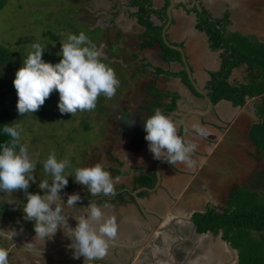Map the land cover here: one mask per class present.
I'll use <instances>...</instances> for the list:
<instances>
[{
	"label": "crops",
	"instance_id": "obj_1",
	"mask_svg": "<svg viewBox=\"0 0 264 264\" xmlns=\"http://www.w3.org/2000/svg\"><path fill=\"white\" fill-rule=\"evenodd\" d=\"M175 1L177 5L173 12L172 24L167 32L168 39L173 45L179 47L183 45L187 61L193 71V78L197 85L209 95L207 90L211 78L209 72H217L221 69V52L213 51L210 48L207 35L196 29V14H187L186 8L192 9L194 5L202 6L216 19L228 15L231 21V31L255 34V31L250 28L252 22L250 21L251 15L248 14L249 9L246 11L245 6L264 5V0ZM154 2H156V4L154 3L156 9L162 8L165 4L163 0H154ZM119 7V11L112 16L115 19L114 25H109L107 29L99 25L105 30L101 34L110 33L106 44L113 39L111 43L116 46V50L113 52L114 57L109 54V57L112 58L107 59H120L121 69L119 72L121 75L128 73L131 76L129 68L132 67L138 68L136 73L141 76L132 77L127 84V86L129 85L127 88L129 98L120 110L121 115L117 116V125L126 110L135 108L136 116L134 117L132 112V120L137 119L139 125L141 121L152 115L149 111L153 109L154 101L157 99L154 96H149V89L146 93L148 96L145 103L137 102L136 104L135 100L138 98L136 93L142 82L154 77V84L161 93H174L180 97L177 101L176 111L168 114L174 118L178 133L195 143L197 148L191 155L192 163L190 165L181 162L169 164L164 160L154 159L151 153L150 157L143 156L137 166L131 167L126 172L125 175H133V189L134 180L139 171L155 173L157 183L158 176H161L160 186L155 192H147L139 200L134 199L132 194L141 189L131 191L123 186L114 196L105 200L109 204V207L104 209L105 216L116 219L118 231L116 238L109 244L110 249L108 248L104 258L114 252L117 254H113L114 260L112 261L105 262L103 258L100 260L103 261L101 264H138V262L143 264L145 262L139 261V259L146 250L161 254V257L155 259L154 264L158 262L160 264H191L192 262L196 264H237V252L223 241L221 234L217 236L211 233L197 234L194 217L197 214H205L210 209H215V200H229L233 188L250 185L255 174L259 172L253 171L247 177L251 166L245 164L246 159L248 163L249 159H254L257 162L263 159L256 148L254 147V151L249 149L243 151L240 148L243 137L253 145L249 140V132L258 121L254 101H249L244 107H235L231 102L222 100L216 105L213 104L210 109L206 98L193 94L181 79L172 77L169 79L165 75H157L153 67H144L146 65L144 60H146L147 63H154L151 64L164 72L179 73L185 69L184 65L176 62H163L160 58L161 49L158 45L140 51V37L145 34L146 30L138 24L136 17L130 15L134 11L129 10L126 6L119 5ZM239 9L242 10L240 15L244 22L241 31H237L235 27L236 21L241 19L238 15ZM154 20L160 24L157 19ZM135 32L136 38H132L131 35ZM132 40L137 41L132 43L136 42L132 46L136 52L127 46L129 45L127 42ZM152 53H156L155 58L152 57ZM230 81L245 83L244 71L242 69L235 70ZM147 88L149 87L147 86ZM164 102L169 103L168 101ZM160 109L164 111V106ZM133 125L138 126L135 123ZM194 125L206 128L207 135L198 136L195 133ZM127 130L129 129L123 131ZM135 137L138 144L137 133ZM148 151V142L145 141L143 148L137 153L140 155L141 152ZM119 194H125L123 199L117 200L116 196ZM92 200L86 202L90 204ZM95 201L99 204L98 201L103 200ZM131 224H133L132 227H129ZM122 234L124 235L121 236ZM122 245L130 247H122ZM220 249L227 255L221 256ZM150 257L145 258L144 261Z\"/></svg>",
	"mask_w": 264,
	"mask_h": 264
},
{
	"label": "clouds",
	"instance_id": "obj_2",
	"mask_svg": "<svg viewBox=\"0 0 264 264\" xmlns=\"http://www.w3.org/2000/svg\"><path fill=\"white\" fill-rule=\"evenodd\" d=\"M61 35V48L56 53L60 57L58 62H46L42 58L49 43L37 38L27 55L23 56L22 66L15 72L13 85L18 97L16 108L21 117L36 113L53 91L59 94V112L71 113L73 116L78 111L95 109L101 95L112 99L120 86L115 70L100 58L96 44L84 31ZM125 123L132 124L133 120H126ZM143 127L146 133L144 139L154 159L169 164L192 163L191 155L197 145L178 133L170 114L156 108L143 121ZM193 127L198 136L207 135L206 128L200 125ZM23 134L24 128L16 121L0 128V135L9 138L0 142V202L11 204L13 201L4 197L22 191L26 197L22 205L23 221L33 222L35 238L47 241L58 230H62L69 241L67 247L72 251L74 259L83 257L84 264L102 260L118 231L116 219L105 216L104 209L109 207L108 202L97 204L92 200L84 208V213L74 215L76 224L70 227V214L66 209L77 206L81 196L79 193L70 194L65 202L63 196L66 193L61 190L68 185L71 176L74 182L83 185L92 196L102 194L104 197H112L116 194L114 178L99 162L76 167L74 175L66 172L72 165L71 153L58 159L57 153L52 150L46 159H38L30 152L29 144L23 142ZM38 165H42L44 177L39 183L34 175ZM32 184H36L41 191H29ZM17 234L15 228H0V239L14 241ZM11 252L12 246H0V264H9Z\"/></svg>",
	"mask_w": 264,
	"mask_h": 264
},
{
	"label": "rangeland",
	"instance_id": "obj_3",
	"mask_svg": "<svg viewBox=\"0 0 264 264\" xmlns=\"http://www.w3.org/2000/svg\"><path fill=\"white\" fill-rule=\"evenodd\" d=\"M84 2L85 0H9L7 2L5 8L0 12V45L11 47L14 52L20 54L17 59V69L12 72L13 78L15 72L22 66L23 56L27 55L31 44L37 38L49 43L45 51H48L50 55H56L60 51V40L63 38L61 34L69 32L79 34L80 31H84L98 47L99 39L97 36L100 34L97 30H93V27H88V25L94 24L95 27L101 25L105 29L109 25H114L115 19L111 21V18H113L114 13L119 11V5H122V7L126 6L131 11H136L134 8L129 7L128 0H87L85 4ZM154 3L156 4V2ZM86 4L90 6L84 9L83 6ZM154 7L156 6L154 5ZM245 9L246 11L249 9L248 14L251 15L250 21L252 25L250 28L255 31V35L264 38V5H247ZM187 10L189 9L186 8L185 10L188 14ZM241 12L242 10L239 9L238 15L241 19L235 23L237 31H241V27L244 25L240 15ZM131 37L136 38V32ZM110 41H113V39ZM134 41L136 40L128 41L129 45L127 46H130L129 49L136 52L132 49V46L137 42L132 44ZM114 51L115 49L109 52ZM99 53L100 58L111 66L117 75L121 69L120 59H107L112 57H109V53L106 51L100 50ZM152 57L155 58L156 53H152ZM144 61L146 63L144 67L155 68V73L159 70L152 65L154 63L151 62L152 64H149L146 60ZM137 69L129 68L131 76L128 73L121 75V78L117 76L120 80V86L115 96L112 99H106L101 95L97 100L96 108L91 111H78L73 116L71 113H67L59 115L60 117L50 118L29 115V117L20 120L24 128L23 142L29 144L30 152L41 160L46 159L52 150L57 153L58 159L71 153L72 165L71 168L66 169V172H72L73 175L76 167L91 166L97 162L102 163L114 178L116 192L123 186L133 191L132 174L122 175L116 179L115 173L110 169L119 170L121 167L120 163H122L121 168L126 173L131 167L137 166L143 156L147 155V158L151 156L150 151L141 152L138 155L136 133L129 130L123 131L119 123L117 125V116L121 115L120 110L125 106L124 102L127 99V88L129 86L127 84L132 77L138 75L136 71L139 69ZM140 76L138 75L137 78ZM239 79H241L240 76ZM153 84L154 77L142 82L139 91L136 93L138 97L135 100L136 104L137 102H146V97L148 96H146L147 86L150 87ZM54 93L59 100L58 92L54 91ZM130 111L131 113L133 112L132 114L135 117V108ZM134 123L139 125L137 119L133 121ZM241 142V150L247 151L249 149L254 151V146L247 139L243 137ZM245 164L247 166L250 164L251 166V168L248 167L251 170L247 174L248 177L253 171L264 169V158L260 162L249 159V163L246 159ZM243 168L245 169V167ZM34 175L37 177V183L44 178L42 165L37 166ZM68 179V185L61 190L62 193H66L63 196V200L66 202L67 196L73 193H79L81 196L77 206L66 209L70 214L69 226L75 227L76 220L74 215L85 212L84 208L89 205V202H86L87 200H91V197L94 198L93 200H105V198L109 199L110 197H104L102 194L94 197L83 185L74 182L73 177L70 176ZM29 191L39 192L41 190L37 188L36 184H32ZM41 194L43 193L41 192ZM4 199H10L13 203L0 202V228H15L18 233L14 241L0 239V246H12L9 264H84L83 257L80 259L73 258L72 251L67 247L69 241L62 230H58L56 235L47 241H41L34 237L33 222L23 221L22 205L26 201V197L22 191L13 192L10 196L4 197ZM98 202L100 204L101 201ZM215 203V210L223 212L228 200H215ZM15 216L19 219H15ZM18 221L20 223H17ZM21 225L23 230H21ZM219 254L221 256L227 255L222 249L219 250ZM112 260L114 258H110L109 261ZM191 264L196 263L192 262Z\"/></svg>",
	"mask_w": 264,
	"mask_h": 264
},
{
	"label": "trees",
	"instance_id": "obj_4",
	"mask_svg": "<svg viewBox=\"0 0 264 264\" xmlns=\"http://www.w3.org/2000/svg\"><path fill=\"white\" fill-rule=\"evenodd\" d=\"M8 1L0 0V12L5 8ZM163 1L165 2L164 6L156 9L154 0H128L129 7L136 10L130 15L136 17L138 24L146 30L145 34L140 37L139 48L140 51H144L158 45L161 49L160 58L163 62H176L183 66L181 53L167 46L163 39V31L168 23L167 9L170 6L169 0ZM187 12L196 14V29L207 35L210 48L213 51L221 52V69L217 72H209L211 77L207 86L209 97L214 105L226 100L235 107H244L249 101H254L258 121L249 132V140L259 155L264 158V39L255 34L231 31V21L228 15L216 19L207 9L195 5ZM112 19L114 20V18ZM154 19H157L160 24H157ZM91 26L93 30H97L100 34L97 36L99 39L98 51H106L113 55V52L109 51L116 50V46L110 40L106 44L107 38L101 34L105 30L99 26L96 28L94 24L88 25V27ZM55 40L57 39L55 38ZM102 43H104V46ZM19 56L20 54L14 52L11 47L0 45V128L6 123L10 124L15 121L21 124L20 120L29 117V115L42 118L61 115L57 107L59 100L53 91L36 113L20 116L16 108L18 97L13 85L14 78L12 77V72L17 69L16 64ZM42 58L46 62L51 61L53 63L58 62L60 59L57 55H50L48 51L44 52ZM238 69L244 71L246 75L245 83L238 81L232 83L230 81L234 71ZM156 73L165 75L167 78L181 79L182 83L193 94L202 98V95L192 85L185 69L179 73L164 72L159 69ZM148 89L150 90L149 96H154L157 99L154 101L153 109L149 111L151 114L154 113L156 108H162L163 106L164 111H162L167 114L176 111L177 101L180 98L178 94L161 93L156 85L150 86ZM164 101L169 103L166 104ZM126 120L132 121L130 110L123 113L118 123L122 130L129 129L138 133L136 150L140 151L146 141L144 139L146 133L143 121L140 125L134 126L133 123L126 124ZM8 139L6 135H0V142ZM120 165L122 167L123 164L120 163ZM121 167L119 170L110 169L115 173V178L126 174ZM156 183L155 173L149 174L139 171L134 180L133 191L142 188L154 189ZM125 194L117 195V200L123 199ZM146 194L147 192H142L139 197ZM90 199L94 198L91 197ZM105 200L101 201L100 204L104 203ZM194 224L197 234L211 233L215 236L221 234L223 241L227 242L237 252V264H264V169L255 174L250 185L233 188L223 212L210 209L205 214H197L194 217ZM102 262L95 261L93 264H101Z\"/></svg>",
	"mask_w": 264,
	"mask_h": 264
},
{
	"label": "water",
	"instance_id": "obj_5",
	"mask_svg": "<svg viewBox=\"0 0 264 264\" xmlns=\"http://www.w3.org/2000/svg\"><path fill=\"white\" fill-rule=\"evenodd\" d=\"M170 1V6L168 7L167 9V14H168V23L166 24L165 28H164V31H163V39H164V42L167 46H169L170 48L174 49V50H177L181 53L182 55V61H183V65H184V68L188 74V77L192 83V85L194 86L195 90L201 94L203 97L206 98L209 106H210V109L212 108L213 106V102L211 100V98L209 97V95L203 91L198 85H197V82L195 81V79L193 78V71L191 69V66L189 64V62L187 61V56L185 54V51L182 47H179V46H176V45H173L168 37H167V32H168V29L170 28L171 24H172V21H173V11L175 10V7H176V1L175 0H169ZM159 175V174H158ZM161 182V176H158V183L156 185V187L154 189H147V188H142L141 190L137 191L136 193L132 194L133 198L136 199V200H139V197L138 195L141 193V192H150V193H153L155 192L158 188H159V183ZM122 247H130L128 245H122Z\"/></svg>",
	"mask_w": 264,
	"mask_h": 264
},
{
	"label": "flooded vegetation",
	"instance_id": "obj_6",
	"mask_svg": "<svg viewBox=\"0 0 264 264\" xmlns=\"http://www.w3.org/2000/svg\"><path fill=\"white\" fill-rule=\"evenodd\" d=\"M87 2V0H85V2H84V4ZM90 6V5H89ZM87 4L86 5H84L83 6V8L85 9V8H87V7H89ZM88 11H90V10H88ZM107 39H109L110 38V33L108 32V33H106L105 35H104ZM117 76H118V78H120L121 77V73L119 72L118 74H117ZM127 98H129V96L127 95ZM126 100H128V99H126ZM123 106V105H122ZM121 106V107H122ZM105 131V130H104ZM107 132V131H106ZM144 214V213H143ZM15 219H19L18 217H14ZM20 218H21V216H20ZM132 225L133 224H131L129 227H132ZM135 227V226H134ZM109 249H110V247H108ZM112 252V251H111ZM113 254H117L116 252H114ZM113 254L112 255H108L106 258H104V260H105V262L107 261H109V259H110V257L112 258V257H114L113 256ZM154 254V255H153ZM161 254H155V253H152L151 251H149V250H146L144 253H143V255L140 257V259H139V261H142V262H145V263H143V264H154L155 263V259L157 260L159 257H161L160 256ZM149 256H151L150 257V259H148L147 261H144V259L145 258H149ZM152 256H154V257H152ZM154 258V259H153ZM138 264H141L140 262H138ZM157 264H160V262H158Z\"/></svg>",
	"mask_w": 264,
	"mask_h": 264
},
{
	"label": "bare ground",
	"instance_id": "obj_7",
	"mask_svg": "<svg viewBox=\"0 0 264 264\" xmlns=\"http://www.w3.org/2000/svg\"><path fill=\"white\" fill-rule=\"evenodd\" d=\"M168 264V263H167Z\"/></svg>",
	"mask_w": 264,
	"mask_h": 264
}]
</instances>
